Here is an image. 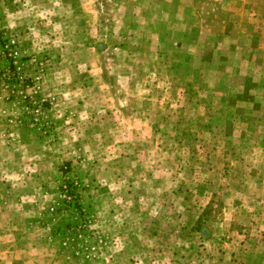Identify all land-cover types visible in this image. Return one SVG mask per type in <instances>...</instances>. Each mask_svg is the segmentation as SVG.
<instances>
[{
  "label": "rangeland",
  "instance_id": "1",
  "mask_svg": "<svg viewBox=\"0 0 264 264\" xmlns=\"http://www.w3.org/2000/svg\"><path fill=\"white\" fill-rule=\"evenodd\" d=\"M0 264H264V0H0Z\"/></svg>",
  "mask_w": 264,
  "mask_h": 264
}]
</instances>
